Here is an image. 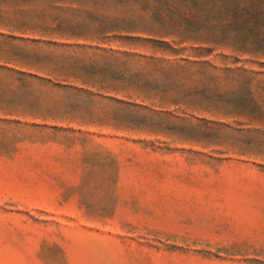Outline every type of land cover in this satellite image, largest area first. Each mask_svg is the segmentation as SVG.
Returning <instances> with one entry per match:
<instances>
[{"label":"rangeland","instance_id":"374dc122","mask_svg":"<svg viewBox=\"0 0 264 264\" xmlns=\"http://www.w3.org/2000/svg\"><path fill=\"white\" fill-rule=\"evenodd\" d=\"M0 264H264V0H0Z\"/></svg>","mask_w":264,"mask_h":264}]
</instances>
